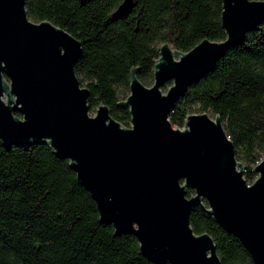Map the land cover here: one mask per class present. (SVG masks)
I'll list each match as a JSON object with an SVG mask.
<instances>
[{"label":"water","instance_id":"95a60500","mask_svg":"<svg viewBox=\"0 0 264 264\" xmlns=\"http://www.w3.org/2000/svg\"><path fill=\"white\" fill-rule=\"evenodd\" d=\"M221 1L225 41L204 40L187 53L163 45L152 87L132 71L130 96L120 104L132 115L125 128L107 106L90 116V91L75 72L81 42L51 22L31 21L26 0H0V140L6 148L48 143L69 160L101 221L117 236H134L153 264H222L212 237L191 228L196 208L264 264V160L249 185L220 117L190 115L183 130L170 120L189 88L264 22V0ZM135 7L125 0L111 21Z\"/></svg>","mask_w":264,"mask_h":264},{"label":"trees","instance_id":"16d2710c","mask_svg":"<svg viewBox=\"0 0 264 264\" xmlns=\"http://www.w3.org/2000/svg\"><path fill=\"white\" fill-rule=\"evenodd\" d=\"M124 1L88 0L83 6L77 0H26V10L31 21L51 22L81 42L75 72L90 91V110L107 106L116 121L131 128V111L120 104L130 96L133 70L152 87L163 45L187 53L227 35L221 0H135L130 16L111 21ZM197 107L200 114L221 118L252 185L264 160V22L189 88L170 117L173 127L184 129ZM194 195L187 191L188 198ZM190 225L196 235L212 237L222 264H255L207 211L194 209ZM0 264L153 263L134 236H117L101 221L70 161L48 143L6 148L0 140Z\"/></svg>","mask_w":264,"mask_h":264},{"label":"rangeland","instance_id":"374dc122","mask_svg":"<svg viewBox=\"0 0 264 264\" xmlns=\"http://www.w3.org/2000/svg\"><path fill=\"white\" fill-rule=\"evenodd\" d=\"M97 110L98 109H96V110H90V116L91 117H95L96 116V113H97ZM195 114H200L199 113V108L197 107V108H195ZM212 117V116H211ZM213 119H214V117H212ZM175 129H180V128H176V127H174ZM181 130H183V129H181ZM256 179H258V176H257V178Z\"/></svg>","mask_w":264,"mask_h":264}]
</instances>
